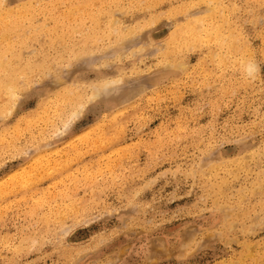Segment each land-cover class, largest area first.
I'll list each match as a JSON object with an SVG mask.
<instances>
[{"label":"rangeland","instance_id":"1","mask_svg":"<svg viewBox=\"0 0 264 264\" xmlns=\"http://www.w3.org/2000/svg\"><path fill=\"white\" fill-rule=\"evenodd\" d=\"M52 1H0V264H264V0H123L91 39Z\"/></svg>","mask_w":264,"mask_h":264},{"label":"bare ground","instance_id":"2","mask_svg":"<svg viewBox=\"0 0 264 264\" xmlns=\"http://www.w3.org/2000/svg\"><path fill=\"white\" fill-rule=\"evenodd\" d=\"M9 3L8 0H0ZM36 0H24L25 7H27L29 13H32V5ZM66 1V0H65ZM123 0H67L63 2L60 0H53L49 5L39 4L35 9L36 12L44 13L45 25L53 23L54 25H62L66 31L67 38H70V35H80L84 39H91L96 33H103V29L99 26L100 21H104L107 25L106 34H122L123 29L118 27L112 30L113 23V14L112 8L120 6ZM147 6L151 7V4L154 3V0H146ZM60 7H64L65 11L63 15H58L57 12ZM33 10V12L35 11ZM199 13L193 14V16H198ZM10 16L4 17V20H8ZM91 23V27L86 28V24ZM115 23V22H114ZM101 30V31H100ZM122 30V31H121ZM41 33L45 36H59L62 28L59 29L54 27L52 30L46 29V26L39 29ZM93 32V33H91ZM60 37V36H59ZM252 69H249L251 71ZM159 80V77L154 79L156 84ZM100 84L102 82H99ZM4 82L0 81V87H2ZM145 91V86H141L133 90L130 94H123L113 99V103L116 106H121L123 104L129 103L133 97L143 93ZM91 99L97 97L96 89L93 94L90 96ZM65 128V126H64ZM90 128V127H89ZM66 126V130H67ZM257 189H259L257 187ZM233 225L229 228H232Z\"/></svg>","mask_w":264,"mask_h":264}]
</instances>
